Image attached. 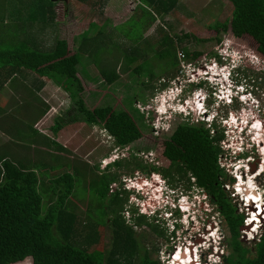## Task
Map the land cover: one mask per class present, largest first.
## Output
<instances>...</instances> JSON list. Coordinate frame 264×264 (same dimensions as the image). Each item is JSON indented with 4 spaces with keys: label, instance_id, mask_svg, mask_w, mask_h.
I'll use <instances>...</instances> for the list:
<instances>
[{
    "label": "trees",
    "instance_id": "trees-1",
    "mask_svg": "<svg viewBox=\"0 0 264 264\" xmlns=\"http://www.w3.org/2000/svg\"><path fill=\"white\" fill-rule=\"evenodd\" d=\"M137 1L142 11L140 15L132 14L126 24L111 28H108L112 20L110 16H106L101 25L92 21L88 32L75 37L72 50L68 40L60 36L57 30L51 35L52 42L44 44L40 38L49 26L56 28L54 24L58 22L57 0H31V5L26 4L29 11L24 20L14 18L12 13H16L17 9L10 7L11 14L8 16L3 14L0 6V92L15 77H21L26 82L37 81L34 88L38 91L46 85L42 76L53 78L57 84L69 79L73 102L67 118L61 117L62 115L57 117L52 128L54 134L69 124L84 122L102 126L114 136L116 144L124 146L134 143L141 137L143 126L150 128L145 122V113L134 104L136 97H126L131 110L128 107L117 108L106 101L91 108L82 95L85 92L82 78L89 77L87 70L80 68L84 57L88 55L98 62L102 59L101 54H104L108 65L100 71L102 77L111 82L119 78V73L111 62L118 59L115 50L124 53L127 67L136 64L131 70L139 76L144 74V67L151 60L153 52L160 60L165 61L171 57L169 61L174 66L180 63V49L183 56L189 59H197L202 54L201 51H191L186 45L180 47L177 40H182V37L172 38L161 27L159 33L162 36L159 40L155 39L158 46L155 41H149L143 36L147 25L156 21L158 16L173 12L179 5V0ZM229 1L233 5L232 14L228 19L217 21L211 26L217 31L212 39L220 40V43L223 40L222 34L228 31L234 37L247 34L256 41L258 52L264 56V0ZM7 18L9 22L6 21ZM14 25L20 29H14ZM90 31L96 33L90 35ZM190 36L191 34H185L184 37ZM125 38L129 39L127 45ZM144 40L149 48L146 54L145 49L140 50ZM150 51L152 53L149 56ZM107 54L112 58H107ZM155 75L150 73L148 76L153 79ZM93 77L94 81L99 79V76ZM142 83L146 82L143 80ZM145 85L143 90L154 87L149 83ZM7 112L8 115H5ZM45 112L46 109L41 107L36 117L31 118L32 123L24 127V123L29 122L30 118L23 122L16 117L19 116L15 114L16 111L11 115L12 111L0 103V113H3L0 130L8 138L5 143L0 141V264H16L26 259L31 264H161L159 258L151 255L150 249H145V253H142L134 226L127 224L123 218L122 212L129 198L127 190L118 187L115 193L108 195L111 183L118 178L117 172L110 170L97 174L93 171L89 184L91 189L93 182L103 177L104 184L97 191V206L103 212L104 220L99 222L94 217L91 209L93 202L90 201L87 223L79 230L76 225L78 215L71 208V205L74 207L71 197L77 181L73 171H63L46 181L42 179L43 175L47 173V169L58 170V163L52 166L47 161L36 159L33 162L32 158L14 156L17 151L13 144L31 141V138L39 135L46 137L48 151L41 149L37 157L42 155L41 158H53V161L60 158V154L53 155V152L55 148L64 151L66 146L54 138L42 135L34 127V123ZM217 126L215 123L208 125L204 121L192 122V119L179 122L164 141L163 155L171 161V168L159 170L172 180H180L187 177L186 175H189L187 179L190 180L192 174L196 177V183L205 188L218 205H222L223 216L231 234L228 244L230 253L224 254L222 264H264V229L259 240L251 246L240 239V228L244 224L245 215L237 211V206L229 200L230 193L225 189L229 179L221 162L225 132ZM149 149L148 147L145 150ZM135 159L138 158L133 157L127 161L126 166L131 163L134 166L132 168H140L147 173L158 170L155 165L148 166ZM114 165L124 167L125 163L117 160ZM116 212H119L120 217L113 218L109 223L111 213ZM136 221L140 223L143 219L136 218ZM100 225H108L113 234V244L108 252L106 249H92L100 239ZM161 231L163 232L160 229Z\"/></svg>",
    "mask_w": 264,
    "mask_h": 264
},
{
    "label": "rangeland",
    "instance_id": "rangeland-1",
    "mask_svg": "<svg viewBox=\"0 0 264 264\" xmlns=\"http://www.w3.org/2000/svg\"><path fill=\"white\" fill-rule=\"evenodd\" d=\"M6 1L7 0H0L3 14L10 16V7H13L17 9L16 13H12L14 18L24 20L23 18L28 15L29 11L26 8V4L31 5V0ZM57 1L56 9L58 11V22L54 24L56 28L49 26L47 30H44L40 38H42L44 44L52 42L53 38L51 35L57 30L60 36L68 40L70 50L73 49L75 37L79 34L88 32L92 21H97L99 25H101L103 19L106 16H110L112 20L108 28H111L126 24V21L132 14L140 15L142 12L137 0H104V3L99 0H88L86 3L78 0ZM232 10L233 5L229 0H179V5L173 12L163 16L160 15L157 17L156 21H152L147 25V28L143 32V36L149 41H155V45L157 46V40L162 36V34L159 33V27H161L168 31L172 38L178 39L177 37H182V40H177L179 41L177 45L180 47L186 45L191 51L202 52L197 59H189L183 56V51L181 52L180 49L178 52L180 57L179 65L174 66L170 62L171 57H169L170 61L169 59L165 61L160 60L154 52L152 53V51H150L149 56L152 53L151 60L145 65L144 74L139 76V74L133 73L131 70L136 64L127 67L124 53L115 50V55L118 56V59H114L111 62H113V66L116 67L119 78L116 81L113 80L114 82H110L102 77L100 71L102 68H107L106 66L108 65L107 61H105L107 59L103 57L105 56L104 54H101L102 59L98 60V62L95 58H90L88 55L84 57L83 65H81L82 67L80 68L82 70H87L89 77L85 76L86 78H82L85 86V92H83L82 95L85 102L91 108H96L106 101L111 102V104L117 108L128 107L127 109L131 110V106L128 105L130 102L129 100L127 101L126 97H131V99L136 97L134 104L141 112L145 113V122L150 125V128L146 129L145 126H143L141 137L130 145L123 146L116 144L114 136L109 137L108 132H105L102 126L90 125L84 122L69 124L66 129L61 130L59 134H57V137H55L52 129L54 122L59 115H62L61 117L63 118H67V112L73 102L71 98L73 91L69 79H64L61 83L57 84L53 78L46 77V85L41 91L37 92V96L42 102L49 105L51 112L41 121L39 119L34 125L38 127L39 124V129H45V134H48L52 138H58V135L63 136L61 140H57L62 145L66 146V148L64 151L55 148L56 150L53 152V155L60 154V158L57 160L53 161V158L44 159V157L41 158L42 155L37 157V160L47 161L52 164V166L58 163L56 165L58 170H52L51 168L49 170L47 169V173L42 177V179L46 181L58 176L60 173H63V171H73L75 174L77 181L73 196L71 197V202L74 204V207L71 205V208L78 215L76 225L79 230H82L87 223L86 217L87 211L90 208V201L93 202L91 209H93L92 213H94V217H96L99 222L104 220L103 212L100 211L101 209L97 206V191L104 184L103 177L101 176L93 182L94 186L92 185V190L89 184L92 179L91 176L93 171L97 174H102L110 170L117 172L118 178L111 184L112 188L118 189V187H120L122 190H125L122 181H126L130 183L129 187L145 188L150 194L148 197L153 199L161 197L166 192H169L171 187H175L173 193L176 194V197L181 198L178 200L182 204H185V199L189 200L193 198V195H197L196 192H198V190H195V188L204 190V188L199 185L190 186V181L188 182L187 180L189 175H186L187 177L185 178H181V180L170 179V183H168L159 172L152 171L151 173H147L140 168H132L134 166H131V163L126 166V162L133 157H137L138 159H135V161L141 160V162L148 166L155 165L165 168L169 165L171 161L163 155L164 141L167 136L172 134L179 122L187 119V116L182 117L177 115L173 119H169L165 122L158 116L156 110H154L157 106H159L160 109L163 108L164 102L169 94V91L161 92L162 88L167 85L165 81L179 78L186 84L188 76H192L190 81L192 79L194 80L196 75H198L197 72L203 67L215 68L211 69V71L221 74L224 71L219 70L217 72L216 70H218V68L214 63V57L218 54L220 49L223 54H230L228 51L230 46L236 50V65H240L237 72L239 82L247 84L254 92H258L259 95L264 94V56L258 52L256 41L247 34L242 37H234V35L228 31L222 34L221 39L223 38L224 44L219 49V44L221 42H218L220 40L212 39L217 35V31L211 26L217 21L228 19L232 14ZM6 21L9 22V18H7ZM13 28L20 29L19 26L17 27L15 25ZM95 33V31H90V35ZM185 34H191V36L186 38L184 37ZM123 38L124 36L122 40ZM128 40L129 39L125 38L126 45L129 43ZM145 42L144 40L140 45V50L145 49L146 54L149 48ZM228 44L230 46H228ZM107 55V58H112L111 55ZM238 57L240 59H238ZM237 59L240 61L238 62ZM194 64L196 65L194 66ZM224 68H226L227 71V66ZM150 73L156 74L153 79H150L148 76ZM93 76H99V79L94 81ZM42 78L45 79V76H42ZM143 80L146 82L145 84L149 83L154 87L143 90L142 87L146 86L142 83ZM31 81L33 83L35 80ZM218 81H221L220 77ZM22 82L26 81L21 77L11 78L4 85L3 90H1L0 103L3 104L2 106H8L10 108L12 111L11 115L16 111L15 114L19 115L16 117L23 122H27L29 118L31 119L33 116L36 117L39 105L41 104L38 105L33 101L15 104L19 101L23 102L24 99H26L25 97L31 99L36 97L34 93L33 96H29L28 92L23 90L17 91V89L14 88L13 85L20 86ZM196 84H198V82H196ZM190 89H195V85H191ZM161 97L162 99L158 101ZM219 105L221 112H228L229 117L232 116L230 110L236 107V104L222 106V104L219 103ZM242 113L249 115L248 110L245 109H242ZM255 116L257 118L256 122L252 128H250V132L248 133L251 134L247 135L249 137L246 139H244L242 135V133H244L241 132L242 127L236 130V140L234 138H226L227 134L225 133L224 143L222 142L224 154L221 159L229 176L225 184V189L230 193L232 199L231 203L238 205V212L243 213L245 217L246 215L248 216V218L244 219V224L240 228V239L245 241L249 246L259 240L264 229V222H262V226L260 225L261 227L259 228L256 227L259 223H256L255 226H253V224H247L248 220L256 218L255 216L253 217V214L259 210L257 205L258 203L262 205L264 201V197L261 196L264 195V133L260 134L258 130L255 131L254 129L255 125H259L261 122L264 123V109L256 113ZM199 118V116H195V120ZM28 124L29 123H24L26 126ZM217 127L223 129L220 125ZM260 127L259 125L258 129H260ZM0 139L4 141L8 139L1 130ZM13 146L17 151L14 152V156L23 158L25 154L21 151L22 147L20 148L18 144H13ZM27 147L30 150L32 148L31 145ZM148 147L150 149L145 150ZM137 148H140V150ZM244 150L247 151L245 152ZM31 158L34 162V157L31 156ZM117 160L125 163V166H115L114 162ZM253 168H256L255 172H252ZM85 170L88 172L86 173ZM260 170L263 171L262 174L257 175ZM76 171L78 177L76 176ZM190 177L196 179L192 174ZM232 177L236 182L237 197L231 193L234 189L232 184L234 180H230ZM136 179H138V181ZM131 180L135 183H132ZM179 181L180 184L178 183ZM251 184H256L257 191L254 192L253 195H257L258 193V198L255 199L256 202L254 203H251L247 199V195L251 194L247 192V187H250ZM127 192L129 198L122 212L123 218L127 224H132L134 226V232L139 240L142 253L145 252V249H150L152 251H150L151 255L155 258H159L161 264H174L172 263L171 252L176 247L178 248L176 251L178 255L183 249L188 251V246L189 250H192L193 246L194 253L197 251L199 253L201 264H222L224 254L230 253L228 244L229 241H231V234L228 223L225 217L219 212L218 204H212L209 198H207L206 203L208 204L207 207H210V213H208V215L203 213L202 217H189L188 223H185L184 227L183 225L180 226L187 228L183 233L182 231H171L169 227H167L170 224L163 217L153 216L152 218L149 216H142L141 213L138 212V208L132 204V201L135 199L134 194H131L130 191ZM238 192L242 195V199H240L241 197L238 195ZM245 193L247 195L244 196ZM243 198L246 199V205L243 203ZM152 202L151 199L141 201V207L139 209L141 211L149 210L148 204ZM183 208H186V206H183ZM162 210L163 208H161V211ZM195 212L199 214L203 211L199 208L196 209ZM189 213L193 214L194 212L189 211ZM115 217H120V215H118L117 212L115 214L111 213L110 219L108 220L109 223ZM136 218H142L143 221L138 223ZM191 218L195 220L194 222L196 224L194 226V223L191 222ZM210 219H212L211 224L208 225L207 222ZM257 221L259 220H256V222ZM154 228H158L157 230L159 231L160 229L163 230V232L161 231L162 234H155V232H153ZM99 232L100 239L98 243L92 246V249H106L108 252L113 244L111 229L108 225H100ZM148 233L151 235H148ZM173 233H177V235ZM155 247H158L157 250H155ZM209 247L212 249L208 250ZM180 254L182 255V253ZM16 264H31V262L29 259H26Z\"/></svg>",
    "mask_w": 264,
    "mask_h": 264
},
{
    "label": "clouds",
    "instance_id": "clouds-1",
    "mask_svg": "<svg viewBox=\"0 0 264 264\" xmlns=\"http://www.w3.org/2000/svg\"><path fill=\"white\" fill-rule=\"evenodd\" d=\"M223 44L224 41L222 40L219 44V49ZM228 46L230 45L228 44ZM228 51L230 54H223L220 49L218 54L214 57V63L218 68L216 71H224L221 74L211 71V69L215 68L203 67L197 72L198 75H196L194 80L192 79L190 81L192 76L189 75L186 84H184L179 78L165 81L167 85L165 84L166 86L162 88L161 92L169 91V94L164 102L163 108L160 109L159 106H157L154 109L156 110V113H158V116L165 122L169 119H173L177 115L182 117L187 116V120L192 119V121L195 120V116H199L200 118L195 121H204L209 125L215 123L222 126L224 132L227 134L226 138L235 139L236 130L241 127V132H244L242 133L244 139L249 137L247 135H250L251 133L248 132H250V128H252L257 119L255 116L256 113H259L264 109V94L259 95L258 92H254V90H252L247 84L239 82L237 72L240 65H236V50L230 46ZM239 61L240 60H238V62ZM226 66L227 71L226 68H224ZM217 77H220V82ZM196 82H198V84H196ZM191 85H195V89L191 90ZM161 99L162 97L158 101ZM219 103L222 104V106L236 104V107L230 110L231 117H229L228 112H221ZM242 109L248 110L249 115L243 114ZM103 130L108 132L104 128ZM57 134H54L55 137H57ZM108 136L111 137L112 135L108 132ZM55 137L54 139L57 140ZM136 180L138 181V179ZM131 182L135 183L132 180ZM122 184L125 190L134 194L135 199L132 201V204L138 208L139 213H143L152 218L153 216L163 217L170 224L167 227L171 226L173 232L183 228L180 226L187 223L189 217H202L203 213L206 214L208 212L205 210V203L207 202L208 197H204L203 190H199V188H195V190H198V192H196L197 195H193V198H190L189 200L185 199V204H182L178 200L181 198L176 197V194L173 193L175 187H171L170 191L166 192L161 197L153 199L148 197L150 194L145 188L129 187L130 183L126 181H122ZM190 185H198L195 178H191ZM147 199H151L153 202L148 204L149 210L141 211L139 209L141 207V201ZM253 202H256L255 198H253ZM183 206H186V208H183ZM261 206L263 205L258 203L257 208H259V210L254 214L263 212ZM161 208H163L162 211ZM199 208L202 209L203 212L198 214L195 211ZM208 208L209 206L207 209ZM189 211L194 213L191 214ZM252 220H248V224H251ZM256 220L255 224H262L259 219L257 222ZM255 224L253 226H255Z\"/></svg>",
    "mask_w": 264,
    "mask_h": 264
},
{
    "label": "crops",
    "instance_id": "crops-1",
    "mask_svg": "<svg viewBox=\"0 0 264 264\" xmlns=\"http://www.w3.org/2000/svg\"><path fill=\"white\" fill-rule=\"evenodd\" d=\"M46 77L47 76H45V79H43L42 78V81H45L46 80ZM45 83H46V81H45ZM35 85H37V81H33V83H32V81H29V82H22L21 83V85L20 86H16V85H13L14 86V88L15 89H17V91L18 90H23V91H26V92H28L29 93V96H33L34 94H35V96L37 97H34L33 99H31V98H27V97H25L26 99H24V101L22 102V101H19V102H14L15 104H23L24 102H27V101H33V102H36L38 105L39 104H41V105H39L40 106V108L38 109V113L40 112V110H41V107H43V109H46V112L43 114V116H41L40 117V121L45 117V116H47V114L49 113V112H51V109H50V107H49V105L48 104H46L45 102H42V100H40L39 99V97L37 96V92H39L37 89H35L34 88V86ZM36 87V86H35ZM45 87V86H44ZM43 87V88H44ZM43 88H41V90L43 89ZM3 90V89H2ZM37 90V91H36ZM40 90V91H41ZM34 93V94H33ZM0 94H1V92H0ZM13 94H14V92H13ZM22 102V103H21ZM3 105V104H2ZM4 107H8V106H4ZM8 109H10L9 107H8ZM50 110V111H49ZM3 113H0V118H2L1 117V115H2ZM5 115H8V112L7 113H5ZM57 119V118H56ZM39 120V119H38ZM37 120V121H38ZM36 121V122H37ZM47 121V120H46ZM32 123V121H31V119H30V121L29 122H27V123ZM35 122V123H36ZM55 122H56V120H55ZM55 122H54V124H55ZM34 123V124H35ZM29 125V124H28ZM54 126V125H53ZM24 127H28V126H26V125H24ZM34 127L35 128H38L39 129V124H38V127L37 126H35L34 125ZM66 127L67 126H64L61 130H64V129H66ZM60 130V131H61ZM39 131H40V133L43 135H46V136H48V137H50V138H52L51 136H49L48 134H45L46 133V131H45V129L43 130V129H39ZM59 131V132H60ZM59 132H58V134H59ZM61 138H63V136H61V135H58V138H56V139H60L61 140ZM23 139H24V137H23ZM0 141H2L3 143H5L4 142V140L3 139H0ZM45 142H47L46 141V137H42V136H39V135H37L35 138H31V141H27V142H23V141H21V142H19L18 143V145H19V147L21 148L22 147V149H21V151L22 152H24V154L25 155H23V157H26V158H31V156H35L34 157V159H35V161H36V159H38L37 158V154L39 153V152H41V149L42 150H45V151H48V149L46 148L47 146L46 145H38V144H45ZM37 143V144H36ZM28 145H31L32 146V149L30 150L27 146ZM20 151V152H21Z\"/></svg>",
    "mask_w": 264,
    "mask_h": 264
},
{
    "label": "flooded vegetation",
    "instance_id": "flooded-vegetation-1",
    "mask_svg": "<svg viewBox=\"0 0 264 264\" xmlns=\"http://www.w3.org/2000/svg\"><path fill=\"white\" fill-rule=\"evenodd\" d=\"M237 158H238V156H237ZM236 158V159H237ZM171 166V162H169V165L168 166H166L165 168H167V167H170ZM157 168H158V170L157 171H154V172H159V174H162L164 177V179H166L167 180V182L168 183H170L169 181H170V178L169 177H166L164 174H163V172L162 171H160L159 170V168H164V167H161V166H156ZM171 168V167H170ZM256 171V170H255ZM262 172L263 171H259V174H262ZM181 180V179H180ZM188 180V179H187ZM189 181H191V179L190 180H188V182ZM179 184H180V181L178 182ZM112 184V183H111ZM233 184V191L231 192V193H233L236 197H237V195H236V182H235V180H234V182L232 183ZM191 186V185H190ZM248 189V188H247ZM117 189L116 188H112V186L110 185V189H109V191H108V195L109 196H111L113 193H115V191H116ZM255 190V189H254ZM249 191H251V192H253L252 190H250L249 189ZM203 195H204V197H208L209 198V201L212 203V204H214V205H217V203L211 198V196H210V194L208 193V191L204 188V190H203ZM238 195L241 197L240 199H242V195L238 192ZM245 195H247L246 193L244 194V196ZM262 197H264V195H261ZM229 200L231 201L232 199H231V197L229 198ZM249 200V199H248ZM250 200H252V201H250ZM250 202H253V197L251 196V198H250ZM245 201H246V199H244L243 198V203L246 205L247 203H245ZM233 204V203H232ZM207 203H205V210H207L208 212L205 214V215H208V213H210V207L207 209ZM233 205H235V204H233ZM219 206V212L222 214V216H223V211H222V209H223V207H222V205H218ZM236 206H237V209H238V205L236 204ZM212 210V209H211ZM216 210H217V208H216ZM239 210V209H238ZM218 211V210H217ZM118 215H120L119 214V212H118ZM141 215L142 216H146V215H144L143 213H141ZM147 217V216H146ZM245 218H248V216L246 215V217ZM203 220L205 221V219H204V217H203ZM211 220L212 219H210L207 223H208V225H210L211 224ZM195 220H193V219H191V222L192 223H194L193 224V226L196 224L195 222H194ZM250 221V220H249ZM249 221L247 222V224L249 223ZM188 223V222H187ZM157 225H158V223H157ZM261 225V224H260ZM260 225L257 227V228H259L260 227ZM185 226V224L183 225V227ZM169 229L172 231V228H171V226L169 227ZM208 229V228H207ZM185 230H187V228H181V229H179V230H176V231H174V232H179V231H182L183 233L185 232ZM153 232H155V234H162L159 230H157L156 228H154L153 229ZM173 234H176L177 235V233H173ZM148 235H151L150 233H148ZM171 235V234H170ZM177 247L171 252V258H172V261L174 260L173 258L176 256V254H177ZM212 248H210L209 247V249L208 250H211ZM152 252V251H151ZM184 252H185V250H184ZM143 253H145V252H143ZM192 254L194 255V257H193V259H192V261H194V264H201V260H199L200 259V256H199V253H198V251L197 252H195L194 253V248H193V246H192ZM185 255V254H184ZM196 255V256H195ZM170 259V258H169ZM182 263V262H181ZM183 264V263H182Z\"/></svg>",
    "mask_w": 264,
    "mask_h": 264
},
{
    "label": "bare ground",
    "instance_id": "bare-ground-1",
    "mask_svg": "<svg viewBox=\"0 0 264 264\" xmlns=\"http://www.w3.org/2000/svg\"><path fill=\"white\" fill-rule=\"evenodd\" d=\"M237 53V52H236ZM239 54V53H238ZM237 54V55H238ZM240 56V55H239ZM239 58V57H238ZM238 60V59H237ZM195 66V65H194ZM234 121H235V119H234ZM261 126L260 127V129H258V126ZM259 125H255V127H254V129H255V131H257L258 130V132L261 134H263L264 133V123L263 122H261ZM241 187V186H240ZM248 189H247V192H249V193H251V194H249V195H247V197H248V199H250L251 198V196L253 197V198H258V193H257V195L256 194H254L253 195V193L254 192H256L257 190H256V184H251L250 185V187H247ZM249 189L250 190H252L253 192H251V191H249ZM255 189V190H254ZM250 201H252V200H250ZM264 202V201H263ZM251 203H254V202H251ZM255 210V209H254ZM258 220V219H257ZM188 251H186L185 250V252H184V249H183V251L182 252H180V253H182V255L179 253L178 255L176 254V256L174 257V260H173V262L172 263H174V264H182L181 262H184V264H194V261H192V259H193V257H194V255L192 254V250H189V246H188ZM185 254V255H184ZM183 256V257H182Z\"/></svg>",
    "mask_w": 264,
    "mask_h": 264
},
{
    "label": "water",
    "instance_id": "water-1",
    "mask_svg": "<svg viewBox=\"0 0 264 264\" xmlns=\"http://www.w3.org/2000/svg\"><path fill=\"white\" fill-rule=\"evenodd\" d=\"M255 169H256V168H253L252 172H255ZM257 175H259V173H258ZM261 209L264 211V204H263V206H261ZM262 215H263L262 213L254 214V216H255L256 218H253L251 224L254 225V224H255L254 222H255L256 219H259L261 222H264V218H263ZM254 216H253V217H254ZM261 226H262V225H261ZM261 226H260V227H261ZM263 228H264V226H263Z\"/></svg>",
    "mask_w": 264,
    "mask_h": 264
},
{
    "label": "built area",
    "instance_id": "built-area-1",
    "mask_svg": "<svg viewBox=\"0 0 264 264\" xmlns=\"http://www.w3.org/2000/svg\"><path fill=\"white\" fill-rule=\"evenodd\" d=\"M260 198H261V196H260ZM248 199V198H247ZM264 204V202L262 203V205ZM259 209V208H258ZM262 216H263V218H264V211L262 212ZM247 221V220H246ZM183 264H184V262H182Z\"/></svg>",
    "mask_w": 264,
    "mask_h": 264
}]
</instances>
